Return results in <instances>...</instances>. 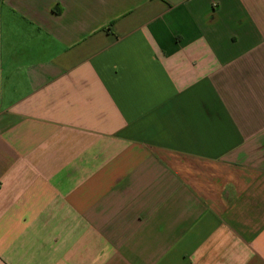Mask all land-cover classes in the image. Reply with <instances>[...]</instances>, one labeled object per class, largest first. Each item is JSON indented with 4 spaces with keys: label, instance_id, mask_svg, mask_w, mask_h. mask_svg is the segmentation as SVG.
I'll list each match as a JSON object with an SVG mask.
<instances>
[{
    "label": "crops",
    "instance_id": "crops-1",
    "mask_svg": "<svg viewBox=\"0 0 264 264\" xmlns=\"http://www.w3.org/2000/svg\"><path fill=\"white\" fill-rule=\"evenodd\" d=\"M0 264H264V0H0Z\"/></svg>",
    "mask_w": 264,
    "mask_h": 264
}]
</instances>
